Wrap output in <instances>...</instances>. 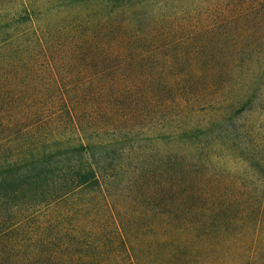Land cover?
Returning <instances> with one entry per match:
<instances>
[{"label":"trees","instance_id":"1","mask_svg":"<svg viewBox=\"0 0 264 264\" xmlns=\"http://www.w3.org/2000/svg\"><path fill=\"white\" fill-rule=\"evenodd\" d=\"M0 264H264V0H0Z\"/></svg>","mask_w":264,"mask_h":264}]
</instances>
